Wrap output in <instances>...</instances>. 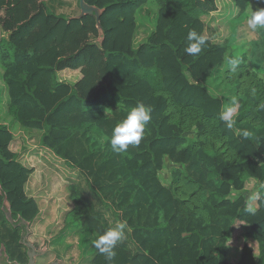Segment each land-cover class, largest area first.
<instances>
[{
	"label": "trees",
	"instance_id": "obj_1",
	"mask_svg": "<svg viewBox=\"0 0 264 264\" xmlns=\"http://www.w3.org/2000/svg\"><path fill=\"white\" fill-rule=\"evenodd\" d=\"M69 1L0 0L7 35L0 64L12 117L10 125L0 123V243L22 253L20 231L1 210L5 199L14 219L35 224L41 216L27 193L36 169L20 162L22 147L12 148L18 124L38 132L40 145L77 171L61 232L95 242L126 222L111 264H234L237 222L248 231L235 264H264V49L251 69L246 54H231L230 41L206 36L204 17L217 10L216 0H86L104 11L102 35L94 16L75 19L80 0L77 11ZM151 5L153 29L138 41ZM236 5L241 17L250 0ZM81 21L90 23L78 27ZM193 29L205 37L195 56L184 51ZM257 34L264 47V30ZM229 58L240 61L235 71ZM65 70L79 71L82 81H60ZM220 74L216 89L206 86ZM233 97L237 112L229 129L219 114ZM140 102L152 111L139 146L113 152V128ZM167 162L173 168L165 184ZM249 182L259 186L256 208L246 197ZM91 247L92 264H108Z\"/></svg>",
	"mask_w": 264,
	"mask_h": 264
},
{
	"label": "rangeland",
	"instance_id": "obj_2",
	"mask_svg": "<svg viewBox=\"0 0 264 264\" xmlns=\"http://www.w3.org/2000/svg\"><path fill=\"white\" fill-rule=\"evenodd\" d=\"M69 2H72L74 5L73 10L77 11L76 0H70ZM216 2L217 10L210 13L209 16L204 17L206 36L214 42L223 43L230 41L232 45L231 54L234 57H241L243 54H246L252 69L251 61L259 57L264 47L258 39L257 31L251 30L246 20L252 11H255L258 7H264V5L261 4L259 6L258 0H250L247 12L240 17L241 9L236 5V0H216ZM154 11L155 7L153 5L146 7L145 11H143L142 23L144 25L139 30L138 41L145 39L153 29ZM62 12L71 14L73 11L63 9ZM148 16L150 17L148 18ZM90 21H81L78 23V27L87 26ZM1 39H7V35L0 27ZM3 72V65L0 64V123L6 122L10 125L12 117H9L7 113L8 95L3 82ZM259 75L264 79L263 74ZM82 78L83 76L79 71L65 70L58 74L60 81L70 83L73 86L79 84ZM222 80V74L216 77L214 75L209 76L206 79V86L210 89H216ZM12 127L16 134V140L12 146L13 150H19L22 147L20 156L23 155L28 160L27 166H34L36 170L41 172L32 177L27 188L28 195L34 197L43 210L40 219L35 223L36 236H33V238L39 242L48 241V239L60 241L58 245H55L54 249L63 254L68 264H75V262L92 264L94 247H91V245L94 243V240L81 242L80 235L76 232L74 233V230L60 231L64 215L72 207L68 198V185L78 179L77 171L56 157L51 151L44 149L40 145V134L38 132L27 131L18 124H14ZM22 131L24 132L21 133ZM39 162L40 165H45V168L38 167ZM172 168L173 166L167 162L166 168L161 175L165 184L170 182ZM247 191L246 197L253 208H256L255 198L259 191V186L255 182H249ZM50 214H53L51 215L52 219L48 216ZM46 217L49 219L50 224L53 225L50 226L45 223ZM235 229L236 231L231 241V260L234 264L240 259V251L245 244L243 235L248 231V227L241 222H237ZM39 236L43 238H39ZM250 246L257 250V245L253 241H250Z\"/></svg>",
	"mask_w": 264,
	"mask_h": 264
},
{
	"label": "clouds",
	"instance_id": "obj_3",
	"mask_svg": "<svg viewBox=\"0 0 264 264\" xmlns=\"http://www.w3.org/2000/svg\"><path fill=\"white\" fill-rule=\"evenodd\" d=\"M246 22L253 31L264 30V7H258L255 11H252L248 15ZM187 42L184 51L189 55L195 56L201 52L202 47L205 45V37L193 29L187 34ZM239 62L238 58L228 59V64L233 71L236 70ZM253 94H255V89H253ZM260 107L264 108V104H261ZM151 111L150 106L140 102L113 128L110 137V146L113 152L124 153L128 150L129 145L139 146L145 127L151 120ZM236 112L237 100L233 97L230 106H226L219 114V119L224 121L226 126L231 129L235 122ZM242 135L247 138L250 133L244 130ZM247 211L252 212L253 209L249 208ZM126 227V222L118 223L116 228L108 229L94 242L96 249L104 256L108 264H111L116 256V246L125 239L124 229Z\"/></svg>",
	"mask_w": 264,
	"mask_h": 264
},
{
	"label": "flooded vegetation",
	"instance_id": "obj_4",
	"mask_svg": "<svg viewBox=\"0 0 264 264\" xmlns=\"http://www.w3.org/2000/svg\"><path fill=\"white\" fill-rule=\"evenodd\" d=\"M1 210L7 219V208L2 207ZM11 220L13 222L8 220L10 225L14 229H19L20 231V244L23 246L20 250L22 253L20 254L18 250L13 254L9 251L6 243H0V264H29V253L33 252V250L36 254L34 264H68V262L65 261L63 254H60L59 251L54 249L55 245H58L60 241L48 239V241L39 242L38 240H35V238H33V236H35L34 231L32 230V226L34 224H30L28 222L29 226H26L22 223L23 219H14L13 215ZM31 246L34 249L31 248ZM75 264L82 263L75 262Z\"/></svg>",
	"mask_w": 264,
	"mask_h": 264
},
{
	"label": "water",
	"instance_id": "obj_5",
	"mask_svg": "<svg viewBox=\"0 0 264 264\" xmlns=\"http://www.w3.org/2000/svg\"><path fill=\"white\" fill-rule=\"evenodd\" d=\"M79 5H80V14L75 18V19H82L84 18L85 16H94L96 18V21H97V27L98 29L100 30V33L101 35L103 34V29H102V25H101V17L104 13L103 10L95 7V6H91L89 5L86 0H80L79 2ZM0 195H2V191H1V186H0ZM4 207L7 208V219L11 222H13L11 220L12 218V214H11V207H10V204L8 202L7 199H5L4 201ZM23 224H25L26 226H29V223L25 220L22 221ZM31 248H33L31 246ZM34 249V248H33ZM35 252L33 250V252H30L29 253V264H34L35 263Z\"/></svg>",
	"mask_w": 264,
	"mask_h": 264
},
{
	"label": "crops",
	"instance_id": "obj_6",
	"mask_svg": "<svg viewBox=\"0 0 264 264\" xmlns=\"http://www.w3.org/2000/svg\"><path fill=\"white\" fill-rule=\"evenodd\" d=\"M2 123V122H1ZM3 124H7L8 125V123H6V122H4ZM24 131H22L21 133H23ZM14 136H15V139H16V134L14 133ZM20 156V155H19ZM19 159H20V162L21 163H23L24 165H26L27 163H28V160L27 161H25L24 159H23V155L21 156V157H19ZM38 167H42V168H45V165H43V164H41L40 165V162L38 163ZM35 169H36V167H35ZM46 170V169H45ZM40 171L39 170H36V172H35V175H37L38 173H39ZM41 173V172H40ZM39 173V174H40ZM28 188V187H27ZM40 211H41V213H42V209L40 208ZM42 215V214H41ZM51 215H53V214H50V215H48L50 218H51ZM52 219V218H51ZM45 223L46 224H49L50 226L51 225H53V224H50V221H49V219L46 217L45 218ZM48 225V227H50ZM32 230L34 231V235L36 236V232H35V230H36V224L35 225H33L32 226ZM39 238H43V237H41V236H39ZM60 254H62L61 252H59Z\"/></svg>",
	"mask_w": 264,
	"mask_h": 264
}]
</instances>
